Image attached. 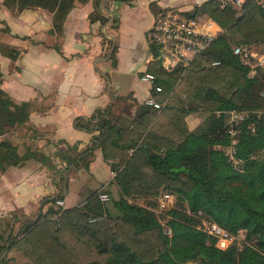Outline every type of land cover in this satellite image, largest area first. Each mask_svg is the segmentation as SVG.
Listing matches in <instances>:
<instances>
[{
	"label": "trees",
	"instance_id": "trees-1",
	"mask_svg": "<svg viewBox=\"0 0 264 264\" xmlns=\"http://www.w3.org/2000/svg\"><path fill=\"white\" fill-rule=\"evenodd\" d=\"M18 1L25 9L55 12V21L62 22L73 0ZM96 6L100 10L101 2ZM237 14L218 9L214 0L188 14L211 18L223 34L186 69L166 72L155 60L148 64L160 110L143 104L133 119L120 115L110 121L107 111H98L75 120L76 128L98 132L84 154L100 149L119 195L102 202L94 192L72 208L47 199V211L21 233L0 236V264H264V70L250 78L233 55L236 46L264 44V5L249 0ZM2 77L0 70V93ZM229 112L245 115L235 127L243 173L224 154ZM189 118L203 126L191 132ZM26 158L12 144L0 143V171ZM161 189L172 191L180 204L167 211L171 237L152 210ZM203 220L230 234L243 229L245 236L220 249L216 237L197 228Z\"/></svg>",
	"mask_w": 264,
	"mask_h": 264
},
{
	"label": "crops",
	"instance_id": "crops-1",
	"mask_svg": "<svg viewBox=\"0 0 264 264\" xmlns=\"http://www.w3.org/2000/svg\"><path fill=\"white\" fill-rule=\"evenodd\" d=\"M208 1L73 0L56 22L55 12L0 0V143L27 157L0 171V236L36 220L49 198L72 208L100 189L119 195L100 149L84 154L98 132L76 128L75 120L98 111L110 121L135 115L151 95L141 77L156 54L148 34L157 15L190 14ZM200 125L187 120L191 132Z\"/></svg>",
	"mask_w": 264,
	"mask_h": 264
},
{
	"label": "built area",
	"instance_id": "built-area-1",
	"mask_svg": "<svg viewBox=\"0 0 264 264\" xmlns=\"http://www.w3.org/2000/svg\"><path fill=\"white\" fill-rule=\"evenodd\" d=\"M247 1L249 0H214V3L220 10L230 9L240 13L243 12ZM259 4L264 5V0ZM221 34H223V30L207 16L191 17L178 9L165 10L157 15L149 30V42L156 51L152 60L157 61L166 72L186 69L197 56L205 53ZM233 55L238 57L242 64L248 68L250 78L255 75L257 69L264 70V53L257 52L252 46H236L233 49ZM218 64L215 62L213 65ZM154 80V76L149 73H145L141 77V81L149 83L151 89L159 91V88L153 85ZM144 105L156 111L162 107L152 95ZM244 117V114L235 112H229L227 117L230 144L224 154L239 173L244 172V167L242 160L236 156L238 140L235 127L243 121ZM114 175L115 172H112L113 177ZM174 197L175 194L172 191L161 189L157 197V211L164 212L171 209ZM98 198L102 202H108L111 199L110 195L101 189L98 191ZM55 205L62 207L63 201L58 199ZM159 223L162 225L164 233L171 237L172 231L167 226V219L159 221ZM197 228L216 237V246L220 249H226L233 240L240 242L245 236L243 229H240L236 234H230L216 222L207 220H203ZM188 264L200 263L189 261Z\"/></svg>",
	"mask_w": 264,
	"mask_h": 264
},
{
	"label": "rangeland",
	"instance_id": "rangeland-1",
	"mask_svg": "<svg viewBox=\"0 0 264 264\" xmlns=\"http://www.w3.org/2000/svg\"><path fill=\"white\" fill-rule=\"evenodd\" d=\"M262 0H257V2L258 3H260ZM238 14L237 15H239V14H241L242 12H237ZM191 14V13H190ZM257 52H259V53H264V44H258V45H255V46H252ZM261 74H260V77L263 79V82H264V73H262V72H260ZM140 106V105H139ZM137 108H138V110H137V113H138V111H139V107H138V105H137ZM137 113L135 114V115H133V116H131V115H125V116H127L128 118H131V119H133V118H135L136 117V115H137ZM203 125H200V127H202ZM197 130V129H196ZM104 192H107L108 194H109V192L108 191H106V190H103ZM110 195V194H109ZM110 197H111V195H110ZM112 197H114V198H116L117 196H112ZM61 207V206H60ZM174 208H180V204L178 203V201L175 199V197H174V200H173V206H172V208L171 209H174ZM152 210L154 211V213H155V216H156V218L158 219V221H163V220H165V219H168V217H167V211H164V212H158L157 211V207L156 206H154L153 208H152ZM19 233H21V231L20 230H17L16 231V233H13L12 235L13 236H16L17 234H19Z\"/></svg>",
	"mask_w": 264,
	"mask_h": 264
}]
</instances>
